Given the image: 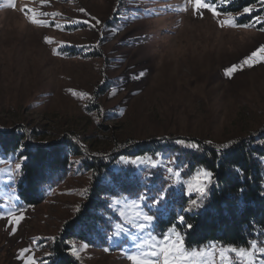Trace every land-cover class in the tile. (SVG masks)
<instances>
[{
    "label": "rangeland",
    "instance_id": "374dc122",
    "mask_svg": "<svg viewBox=\"0 0 264 264\" xmlns=\"http://www.w3.org/2000/svg\"><path fill=\"white\" fill-rule=\"evenodd\" d=\"M215 2L220 9L229 4ZM15 5L0 0V133L10 136L19 131L32 147L73 144L82 157L69 158L68 174L54 177L36 206L18 196L22 169L17 173L15 164L23 167L25 159L0 157V264H25L19 258L24 248L32 249L38 261H48L46 253L52 254L65 226L78 220L88 199L93 177L82 168L86 160L112 163L118 158L120 168L132 172L135 179L144 181L149 170L158 179L165 178L167 189L199 201L195 192L187 195V185L197 183L200 169L193 174L182 171L177 158L169 154L128 163L136 158L130 150L177 139L222 146L264 133V64L228 73L264 45L260 30L264 24L255 21L257 16L264 21L260 0L251 14H233L238 24L241 17L249 19L247 28H221L208 11L199 18L187 0H48L43 6L40 0H15ZM25 6L36 9L38 19H52L39 16L40 12L58 13L55 22L61 27L29 23L21 11ZM91 17L102 23L95 27L68 23ZM46 37L52 43H46ZM123 145L124 153L131 156L120 160ZM153 162L159 167H151ZM169 167L180 173V183L167 172ZM129 192L106 199L112 233L123 224L118 214L122 205L142 190L135 185ZM9 212L23 214L14 232ZM172 216L169 210L156 219L154 233L159 236L176 225L185 248L191 249ZM124 227L130 232L121 238L119 248L99 234L94 244L76 239L65 244L70 249L75 246L77 255L70 254L80 264H130L120 248L132 251L130 236L147 233H137L128 224Z\"/></svg>",
    "mask_w": 264,
    "mask_h": 264
},
{
    "label": "trees",
    "instance_id": "16d2710c",
    "mask_svg": "<svg viewBox=\"0 0 264 264\" xmlns=\"http://www.w3.org/2000/svg\"><path fill=\"white\" fill-rule=\"evenodd\" d=\"M257 2L258 0H234L221 10L237 14L244 7H253ZM244 18L241 17L238 22L248 24L250 20ZM258 136L232 141L227 149L218 144L185 140L200 145L199 150H193L165 140L139 144L130 150L136 157L169 154L177 158V165L182 171L187 170L193 174L204 169L213 174L214 182L208 196L202 201L201 207L191 212H182L189 200L184 195L167 189L165 178L158 179L149 170L148 178L143 181L132 177V172L127 169L120 168L121 161L118 158L112 163L109 159L108 162L86 160L82 168L93 177L92 186L87 193L88 199L81 208L78 220L66 225L63 238L53 245L52 255L48 258L49 264H80L71 256L70 248L65 244L68 241L76 239L94 244L95 235L99 234L107 242L113 228L109 221L106 199L110 195L123 197L135 185H139L142 193L151 191L150 195H155L161 189L171 191L166 198L173 215L171 222H176V215L182 214L187 223L193 225L192 229H184L178 225L184 233L187 247L200 248L211 243L241 246L253 239L261 241L264 239V133ZM123 148L124 145L119 149L120 160L131 156L129 152L124 153ZM0 157L27 158L22 167L18 196L26 203L36 206L43 201L53 178L68 174L69 158L82 156L73 144H63L52 149L32 147L24 143V135L17 131L10 136L0 133ZM114 162L117 163L115 167Z\"/></svg>",
    "mask_w": 264,
    "mask_h": 264
},
{
    "label": "snow or ice",
    "instance_id": "6c2138e0",
    "mask_svg": "<svg viewBox=\"0 0 264 264\" xmlns=\"http://www.w3.org/2000/svg\"><path fill=\"white\" fill-rule=\"evenodd\" d=\"M48 0H40L41 6L45 5ZM222 6H226L230 0H220ZM187 3L191 5V10L193 13L199 17H203V12L208 11L213 17L218 19L219 26L233 27V28H247V24L236 23V17L230 12H224L218 8L215 0H187ZM261 4H264V0H260ZM8 5L15 8V0H8ZM255 9L252 6H246L243 8L240 14H251ZM24 15L27 17L28 22L33 25H38L41 27L53 26L57 29L61 27L59 23L55 22V17L59 15L58 13H47L40 12L39 16L52 17L50 20L38 19L37 12L34 8H28L25 6L21 9ZM81 13L85 12V9L80 8ZM183 11H188V8H184ZM221 17H226L221 19ZM94 21V23H93ZM257 23L264 24V21L260 20V17H255ZM86 23L90 26L95 27L100 25L102 22L91 17L83 21H68V23ZM264 31V28L260 29ZM46 43H52V40L45 38ZM99 44L97 45V47ZM57 54V53H54ZM256 64H264V45H260L249 55H247L241 64L233 65L228 73L231 74L234 71L243 70V66L254 67ZM140 77L144 75V72L138 74ZM73 95L77 93L73 92ZM103 110H101L102 112ZM123 114V113H121ZM175 143L191 148L193 150H199L200 145L194 141H185L183 139H177ZM231 145L224 144L222 148L227 149ZM21 160L27 159L26 157H20ZM123 159V158H122ZM150 160L152 158H149ZM138 162H143L140 157H136L129 160L128 163L136 164ZM151 167L156 168L159 165L155 162L151 164ZM22 169L21 163L15 164V171L19 173ZM167 172L176 178V182L180 183V173L177 170L169 167ZM202 177V178H201ZM197 183L193 185L189 183L187 185V195L192 196L193 192L200 197V200L190 199V207L183 208L182 212H191L196 208L202 206L203 199L207 196L208 185L212 184L213 174L210 171L202 169L196 176ZM168 195L167 189L159 190L155 195L149 196L147 191L141 193L136 199L126 202L122 205L119 211V216L123 220V224H118L113 231L112 235L108 237L110 241H113L115 245L119 248L121 245V238L128 237L130 229H126L124 224L130 225L131 229H134L137 233H147V235L141 236H130L132 241V251H124L120 248L123 255L126 256L130 264H264V241H259L256 239L247 241L245 245L234 246V245H220L217 247L215 244L208 248H191L187 249L183 243V236L180 231H177L176 225L171 226L167 232L156 235L153 231L154 221L161 216L167 215L169 213V201L166 199ZM264 195V193H262ZM117 204L121 202L116 201ZM145 208L148 211H145ZM127 209V214L125 212ZM155 214H150L153 212ZM10 224L13 226L12 230L15 231V225L23 219V214L14 215L11 212L7 214ZM177 225L183 226L184 229H192L193 225L187 223L185 216L182 214L177 215ZM54 239V238H52ZM88 247V245H84ZM110 249L105 248L104 251H109ZM72 255H77V250L75 246L71 249ZM47 256H51V253H46ZM19 258H23L25 264H48L47 260L38 261L34 254H32V249L24 248L20 250Z\"/></svg>",
    "mask_w": 264,
    "mask_h": 264
}]
</instances>
